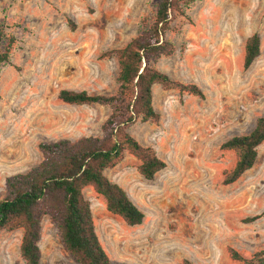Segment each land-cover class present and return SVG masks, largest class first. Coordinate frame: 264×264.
<instances>
[{"label": "rangeland", "instance_id": "1", "mask_svg": "<svg viewBox=\"0 0 264 264\" xmlns=\"http://www.w3.org/2000/svg\"><path fill=\"white\" fill-rule=\"evenodd\" d=\"M159 0H0V25L16 38L9 64L0 67V200L9 176L37 165L42 142L102 136L107 105H76L62 89L112 95L116 56L149 23ZM74 26V27H73ZM167 38L175 53L154 62L173 79L195 83L205 98L153 86L160 120H138L128 132L153 147L166 167L153 179L126 153L106 176L143 211L128 225L107 210L92 187L96 232L113 264H242L264 250V142L253 168L225 185L237 161L222 144L252 131L264 115V0H196L177 17ZM261 39L259 57L244 67L245 44ZM260 217L252 220L254 216ZM22 229L0 232V264H26ZM40 264H78L49 216L41 222Z\"/></svg>", "mask_w": 264, "mask_h": 264}, {"label": "trees", "instance_id": "2", "mask_svg": "<svg viewBox=\"0 0 264 264\" xmlns=\"http://www.w3.org/2000/svg\"><path fill=\"white\" fill-rule=\"evenodd\" d=\"M195 1L159 0L152 20L136 37L124 47L104 54L118 59V89L114 94L60 90L58 98L64 103L107 105L111 114L101 126L102 136L42 142L39 148L43 159L27 171L6 179V195L0 200V232L23 230L20 252L26 264H40L39 241L44 216L57 224L64 246L76 263L113 264L96 232L91 204L84 194L86 187H92L102 196L107 210L120 216L128 225L142 224L143 211L120 184L106 176L105 170L117 165L126 153L140 161L138 170L146 179H153L166 167V162L153 147L141 144L128 132V127L138 120L154 123L160 120L153 102L155 84L205 98L197 84L180 82L154 66L155 61L175 53L167 33L172 31L173 21L185 17L186 8ZM15 43L16 38L0 25V67L10 63ZM260 52L261 39L258 34H253L245 44L246 69ZM263 142L264 115L252 131L222 144L223 150H233L237 154L235 166L224 176L225 185L236 182L253 168ZM230 257L242 264H264V250L247 258L231 249ZM181 264L194 263L184 259Z\"/></svg>", "mask_w": 264, "mask_h": 264}]
</instances>
